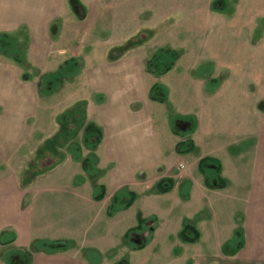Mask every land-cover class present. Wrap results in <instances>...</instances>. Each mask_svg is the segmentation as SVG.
<instances>
[{"label": "crops", "instance_id": "crops-1", "mask_svg": "<svg viewBox=\"0 0 264 264\" xmlns=\"http://www.w3.org/2000/svg\"><path fill=\"white\" fill-rule=\"evenodd\" d=\"M78 2L0 0V33L13 37L27 72L53 73L71 59L78 67L41 96L39 75L21 80L24 70L0 54V264H116L101 241L89 247L88 234L122 224L124 238L148 219L142 249L122 239L129 264H264V0ZM160 48L176 59L155 76L145 64ZM153 85L166 89L165 102L149 99ZM79 103L83 115L72 111ZM176 115L194 118L195 130L173 134ZM87 125L102 132L94 149ZM185 140L193 150L176 153ZM73 147L95 158V175ZM203 158L218 161L223 188L205 187ZM161 180L172 187L156 193ZM118 192L134 200L108 216ZM186 222L195 242L180 239ZM57 241L71 247L45 251Z\"/></svg>", "mask_w": 264, "mask_h": 264}, {"label": "trees", "instance_id": "trees-1", "mask_svg": "<svg viewBox=\"0 0 264 264\" xmlns=\"http://www.w3.org/2000/svg\"><path fill=\"white\" fill-rule=\"evenodd\" d=\"M71 7L76 8L79 2L78 0H69ZM0 54L9 58L15 62L24 71L21 75V80L29 81L32 76L39 75V72L32 69L33 73L27 72L31 67L28 64L23 52L15 46V41L13 37L6 33H0ZM176 59V54L172 51L166 49H157L154 54L147 60L145 67L146 70L155 76H161L167 73L174 65ZM203 68V67H202ZM197 71L200 72V69ZM78 67L76 62L71 59L63 63V65L53 73H44L39 75V94L41 96H49L58 90L63 78H72L77 74ZM218 83L217 79H211L207 81V91L213 90ZM149 99L157 102H165L166 100V89L164 87L153 85L149 90ZM85 104L79 103L75 105L72 111H77L83 115V108ZM264 110V104H263ZM170 130L173 134L180 137H185L186 135L192 133L195 130L196 122L192 117H181V116H171L169 118ZM102 138L101 130L97 129L93 125H87L84 129V143L88 149H94ZM193 150V144L190 140H185L176 144V153H188ZM73 158L79 161L82 165L84 171L89 175H95L96 170L94 167L95 158L92 155L87 156L82 159L79 155V150L76 147L71 149ZM198 170L204 177V185L209 189L223 188L225 186V181L219 177V163L217 160L212 158H203L199 161ZM172 187V182L170 180L159 181L155 188L153 189L156 193H164L170 190ZM104 196V187L97 186L93 193V199L98 201ZM134 200L133 193L118 192L114 195L111 205L107 210V215L112 216L120 210H125L131 206ZM154 219L143 220L140 222V227L138 229H129L124 234V242L132 249L139 250L145 246V243H136L140 235L143 232L147 233V237L150 236L151 229L150 223L152 224ZM180 239L184 242H195L198 239V233L193 228V226L186 222L180 231ZM136 243V245H135ZM233 243H236L235 249L241 248V243L239 241V233H235L233 237ZM50 248L46 249V252H63L68 250L71 245L69 242H53L49 243ZM14 255V253H13ZM116 264H129L127 259H121Z\"/></svg>", "mask_w": 264, "mask_h": 264}, {"label": "rangeland", "instance_id": "rangeland-1", "mask_svg": "<svg viewBox=\"0 0 264 264\" xmlns=\"http://www.w3.org/2000/svg\"><path fill=\"white\" fill-rule=\"evenodd\" d=\"M249 33H250V30H249ZM255 34H254V36L257 37V33L256 32H255ZM253 41H254V39L252 40V42ZM90 181L93 184H96V182H97L96 179H91ZM122 227L123 226L121 224L118 228H116L114 231H111L109 233H105L103 231V236L102 237L95 238L96 235L88 234L87 243H88L89 247L90 246L91 247H95V246H97L96 243L98 241H101L105 245V247H107V249L105 251L106 252L109 251L106 254V258H107V261L109 263H115L118 260L126 259L128 257V252L126 250L127 248L125 249V245L123 244V241H122V239H123ZM231 254L233 255V253H231ZM134 257H136V255H132V258H134ZM153 261H149L148 264H153ZM161 263H163V264H173L172 262L168 261L167 258H163Z\"/></svg>", "mask_w": 264, "mask_h": 264}]
</instances>
